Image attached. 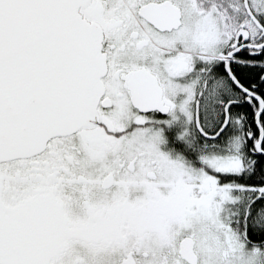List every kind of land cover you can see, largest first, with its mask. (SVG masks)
I'll list each match as a JSON object with an SVG mask.
<instances>
[{
	"label": "snow or ice",
	"instance_id": "snow-or-ice-1",
	"mask_svg": "<svg viewBox=\"0 0 264 264\" xmlns=\"http://www.w3.org/2000/svg\"><path fill=\"white\" fill-rule=\"evenodd\" d=\"M0 264H264V0H0Z\"/></svg>",
	"mask_w": 264,
	"mask_h": 264
}]
</instances>
